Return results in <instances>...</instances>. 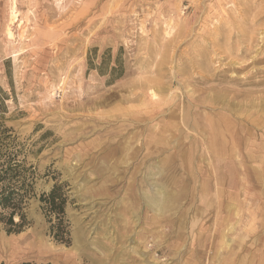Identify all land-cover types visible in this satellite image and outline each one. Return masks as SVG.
<instances>
[{
    "label": "rangeland",
    "instance_id": "1",
    "mask_svg": "<svg viewBox=\"0 0 264 264\" xmlns=\"http://www.w3.org/2000/svg\"><path fill=\"white\" fill-rule=\"evenodd\" d=\"M0 87L36 173L0 264H264V0H0Z\"/></svg>",
    "mask_w": 264,
    "mask_h": 264
},
{
    "label": "trees",
    "instance_id": "2",
    "mask_svg": "<svg viewBox=\"0 0 264 264\" xmlns=\"http://www.w3.org/2000/svg\"><path fill=\"white\" fill-rule=\"evenodd\" d=\"M7 99L0 87V223L7 225L9 231L19 232L26 220L24 205L35 191L36 173L17 148L12 131L5 126ZM64 188V185L55 184L39 201L50 225V235L59 243L69 244L66 220L69 198ZM15 216L19 218L17 223Z\"/></svg>",
    "mask_w": 264,
    "mask_h": 264
},
{
    "label": "bare ground",
    "instance_id": "3",
    "mask_svg": "<svg viewBox=\"0 0 264 264\" xmlns=\"http://www.w3.org/2000/svg\"><path fill=\"white\" fill-rule=\"evenodd\" d=\"M12 14H13V13H12ZM11 16H12V15H11ZM13 19L16 20V14H15V13L13 14ZM9 32H10V31H9ZM9 34H10V35H13L12 33H9ZM152 96H153V95H152ZM198 106H199V105H198ZM174 110H175V109H174ZM194 130H195V129H194ZM160 134H161V132H160ZM160 136H161V135H160ZM162 182H163V181H162ZM169 185H170V184H169ZM164 186H165V185H164ZM161 187H162V186H161ZM164 190H165V189H164ZM169 193H170V192H169ZM173 195H175V194H173ZM173 199H174V198H173ZM252 204H253V203H252ZM248 205H249V204H248ZM248 205H247V206H248ZM247 206H246V207H247ZM256 207H257V206H256ZM256 207H255V208H256ZM260 207L262 208V206H260ZM18 248L20 249V246H19V245H17V249H18ZM234 254H235V253H234ZM231 260H232V259H231Z\"/></svg>",
    "mask_w": 264,
    "mask_h": 264
}]
</instances>
